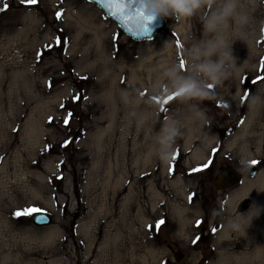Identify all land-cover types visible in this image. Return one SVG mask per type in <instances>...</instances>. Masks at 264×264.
Listing matches in <instances>:
<instances>
[{
	"label": "rangeland",
	"instance_id": "obj_1",
	"mask_svg": "<svg viewBox=\"0 0 264 264\" xmlns=\"http://www.w3.org/2000/svg\"><path fill=\"white\" fill-rule=\"evenodd\" d=\"M116 25L88 0H0V264H195L189 246L216 207L215 244L260 258L264 211L245 231L223 226L241 198L253 204L258 188L242 187L264 170V25L232 42L234 74L211 98L166 105L151 86L173 57L183 59L184 33L203 35L198 17H168L140 42ZM166 120L183 132L167 162L156 141ZM226 165L241 179L218 190ZM31 206L53 221L13 215ZM247 264H264V254Z\"/></svg>",
	"mask_w": 264,
	"mask_h": 264
},
{
	"label": "clouds",
	"instance_id": "obj_2",
	"mask_svg": "<svg viewBox=\"0 0 264 264\" xmlns=\"http://www.w3.org/2000/svg\"><path fill=\"white\" fill-rule=\"evenodd\" d=\"M141 7L144 13L160 18L198 17L203 30L202 36L183 34V59L170 60L162 77L151 86L153 97L177 93L181 100L211 98L210 89L214 85L219 87L234 74L237 62L232 42L237 38L246 41L250 26L264 25V0H145ZM197 115L202 114L197 111ZM182 136L176 121L164 122L156 136L157 154L162 161L171 159L176 140ZM261 211L264 207L253 205L247 213L235 212L227 227L230 231H245Z\"/></svg>",
	"mask_w": 264,
	"mask_h": 264
},
{
	"label": "water",
	"instance_id": "obj_3",
	"mask_svg": "<svg viewBox=\"0 0 264 264\" xmlns=\"http://www.w3.org/2000/svg\"><path fill=\"white\" fill-rule=\"evenodd\" d=\"M89 2H92L96 4L103 12L104 14L113 20L120 28V30L126 34L129 38H131L134 41L140 42V41H146L152 39L155 34L162 31L166 27V18H160L154 15H150L145 13V15L150 16L151 19L147 21H142L141 25L137 28L131 24H124L122 23L117 17L111 16L109 13V10L106 7V4L104 0H88ZM145 2V0H125L127 9L129 12L135 13L137 9H142L141 5ZM143 10V9H142ZM225 131L220 132L219 137L222 138V136L225 134ZM256 171V165L255 164H249L246 166V172L248 174H254ZM241 176L240 173L232 168L230 165H226L222 168L221 172L218 173L213 181L214 187L218 190L224 189L230 184H234L240 180ZM239 203V202H238ZM251 200L247 197H244L240 200V204L236 206V209L238 212L246 211V209L250 206ZM46 214V222L38 223L36 219L31 216L32 224L36 226H44L48 225L53 221V218L50 214L45 212ZM180 257H177L179 259Z\"/></svg>",
	"mask_w": 264,
	"mask_h": 264
},
{
	"label": "snow or ice",
	"instance_id": "obj_4",
	"mask_svg": "<svg viewBox=\"0 0 264 264\" xmlns=\"http://www.w3.org/2000/svg\"><path fill=\"white\" fill-rule=\"evenodd\" d=\"M22 3L25 4H35L37 3V0H21ZM107 9L109 10V13L111 16L117 17L122 23L124 24H131L135 27H139L141 25L142 21H147L150 20L151 17L145 15V13L143 12L142 9H137L135 13L129 12L125 3V0H104ZM5 8H7V5L4 6ZM61 12L58 11L56 13V19H61ZM56 43L60 44L61 40L59 37L56 38ZM64 43L66 44L67 41L65 40ZM176 46L180 47V42L179 40H177L176 42ZM46 47H51V45H47ZM41 54L37 53V59H40ZM181 66L183 67V62L181 61ZM261 67L262 69H264V60H262L261 62ZM258 79H262L260 77H258ZM255 82V81H254ZM209 88H211L212 86L209 85ZM141 95H144V93H141ZM179 94L174 93L172 95H169L166 97V99L164 100V104L166 105L167 103L173 101L175 98L178 97ZM245 95H247V93H245ZM85 99H87V97H84ZM74 99H79V94H77V96L74 97ZM153 100H156L157 97H152ZM61 107H64V105L62 104ZM225 107H227V105H225ZM161 112H165L167 111L166 107H161L160 109ZM72 113L69 112L68 116L64 118V124L68 125L69 124V119L71 118ZM51 120V118H49ZM70 143V140H65L62 144V147H67L68 144ZM176 153L173 154V159L176 158ZM2 159V158H0ZM211 161H209L210 163ZM250 163L252 164H256L257 161L253 160L250 161ZM209 167V164H203L202 166H198L196 168H193L192 171L193 172H197V171H201L203 169H206ZM189 199H191V197H189ZM46 210L39 208V207H35V206H31V207H24L22 209H17L16 211L13 212V215L16 217H20V216H33L36 221L38 223H43L46 222V214H45ZM163 221H158L157 222V227H159L160 224H162ZM197 223H199V221H197ZM215 230V229H213ZM196 241L194 240L193 243H195Z\"/></svg>",
	"mask_w": 264,
	"mask_h": 264
},
{
	"label": "flooded vegetation",
	"instance_id": "obj_5",
	"mask_svg": "<svg viewBox=\"0 0 264 264\" xmlns=\"http://www.w3.org/2000/svg\"><path fill=\"white\" fill-rule=\"evenodd\" d=\"M240 204L236 203V205ZM215 213L213 214V216L210 219H205V222L200 224L199 226V232H198V236H197V240L198 243L196 245H190L189 247L191 249H198L199 251V255L196 259L195 264H216V262L218 261L217 258H219L218 255H220L221 253H231L233 251H223L222 247L227 245H220V243H218L217 245L214 242V238L213 236L218 232L219 230V222H217V220L219 219V215H218V210L219 208L216 207ZM237 210V209H236ZM238 212V211H236ZM244 212V211H243ZM242 213V212H239ZM216 220V222H215ZM215 229V230H213ZM255 251L258 252V250L261 249L262 245L260 244H256L255 246ZM264 254V253H263ZM262 254V255H263ZM260 258L257 256V258L255 259V261L261 260L262 261V255L261 253L259 254ZM175 258L177 259V257H183L184 253H179V252H175L174 253ZM253 260V259H252Z\"/></svg>",
	"mask_w": 264,
	"mask_h": 264
},
{
	"label": "bare ground",
	"instance_id": "obj_6",
	"mask_svg": "<svg viewBox=\"0 0 264 264\" xmlns=\"http://www.w3.org/2000/svg\"><path fill=\"white\" fill-rule=\"evenodd\" d=\"M198 156V155H195ZM252 185H255L258 188L257 191V197L255 198L254 202L252 205H250L246 210V213L249 211L250 207H252L253 205H257L260 207H263L261 199L262 197H264V170H261L258 174L254 175L249 181L245 182L243 184L242 190L245 191V189H248L249 187H251ZM244 195H241V197ZM230 201V200H229ZM260 215V214H259ZM253 217V219L251 220V222H253L254 220H256L258 217ZM231 218H225V222H224V226H223V230L226 231L227 229V223L228 220H230ZM219 258H217V262L216 264H247V262H249V260H254L257 258L256 254L255 256H252L250 258V256L248 255L247 252L245 251H233L231 253H221L220 255H218ZM233 262V263H232Z\"/></svg>",
	"mask_w": 264,
	"mask_h": 264
}]
</instances>
